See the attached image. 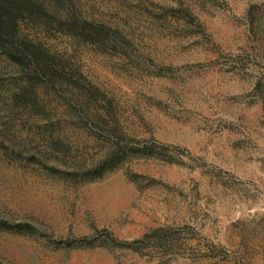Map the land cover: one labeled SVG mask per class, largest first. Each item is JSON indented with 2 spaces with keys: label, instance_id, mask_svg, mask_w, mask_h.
Instances as JSON below:
<instances>
[{
  "label": "rangeland",
  "instance_id": "1",
  "mask_svg": "<svg viewBox=\"0 0 264 264\" xmlns=\"http://www.w3.org/2000/svg\"><path fill=\"white\" fill-rule=\"evenodd\" d=\"M24 1L0 264H264V0Z\"/></svg>",
  "mask_w": 264,
  "mask_h": 264
},
{
  "label": "trees",
  "instance_id": "2",
  "mask_svg": "<svg viewBox=\"0 0 264 264\" xmlns=\"http://www.w3.org/2000/svg\"><path fill=\"white\" fill-rule=\"evenodd\" d=\"M1 2L3 5H0V48L14 60L19 61V55L16 52H24V47H11L10 50L7 48H10L9 44L12 41L17 17L25 9V1L1 0Z\"/></svg>",
  "mask_w": 264,
  "mask_h": 264
}]
</instances>
